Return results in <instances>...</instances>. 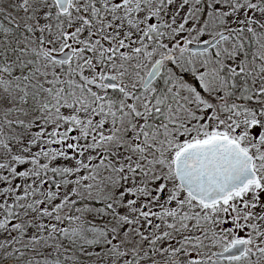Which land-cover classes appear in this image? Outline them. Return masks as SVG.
I'll list each match as a JSON object with an SVG mask.
<instances>
[{
    "label": "snow or ice",
    "instance_id": "snow-or-ice-1",
    "mask_svg": "<svg viewBox=\"0 0 264 264\" xmlns=\"http://www.w3.org/2000/svg\"><path fill=\"white\" fill-rule=\"evenodd\" d=\"M0 264H264V0H0Z\"/></svg>",
    "mask_w": 264,
    "mask_h": 264
}]
</instances>
